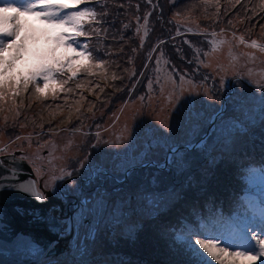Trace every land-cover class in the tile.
I'll return each instance as SVG.
<instances>
[{"label": "rangeland", "instance_id": "1", "mask_svg": "<svg viewBox=\"0 0 264 264\" xmlns=\"http://www.w3.org/2000/svg\"><path fill=\"white\" fill-rule=\"evenodd\" d=\"M101 3L102 12L97 14H100L99 25L107 17L104 9L109 4L108 0H85L93 11ZM176 3L183 8L184 17L176 20L182 25V30H190L195 36L210 37V42H215V52L212 51L213 45L208 51L206 46L203 47V54L198 52L191 56L189 52L188 57L193 58L192 62L184 59L179 63L182 73H178V70L171 73L166 69L168 63L162 53L163 56L156 58L167 66L159 69L158 88L154 86L153 79L149 80L146 89L142 82L139 90L144 89L145 94H140L136 99L125 87L126 80L130 82L125 78L128 72L126 59L137 41L144 40L142 34L147 26L143 24L140 28L142 34L136 32L137 41L132 35L121 38L126 28H119V31L114 30L119 33H114L117 37L111 38L110 48L115 49L118 43L116 52H121V56L112 64L110 60L105 61L104 71L96 68L95 72L100 71L98 80H104V84L108 83V76H113L108 71L118 69L122 73L118 83L108 92L103 88L98 93V89H85L82 85L78 89L83 90L85 102L81 104L84 99H79L66 106L61 103L58 94L59 101L50 98V94L48 98L38 100L34 96L29 97L26 92L16 98L19 116L15 112L0 114V148L5 149L0 152V159L20 157L25 164L32 166L37 189L45 194L44 201H52L47 208L57 217L61 215L58 223L67 229L63 237H69L62 245L55 240L51 247L53 250L61 245L62 253L52 257L46 254L37 264H51V261L54 264H111L113 258H117L119 263L120 251L117 246L122 241H136V231L143 228L150 218L154 220L156 214L175 207L174 202L180 197L179 187L173 188L175 178L182 186L192 185L196 188L185 201L187 205L211 203L230 191L231 186L219 184L207 175H200L191 182H186V178L193 174L191 167L199 175V165L205 160L210 163L219 153L239 151L245 147L251 137L250 131L264 120V52L260 51V48H264L261 44L264 41V27L257 25L248 29L239 17L221 16L222 0H218V3L217 0H177ZM2 4L3 0H0V6ZM26 19L35 29L45 27L31 18ZM151 24L152 21L148 19L147 25ZM247 36L254 37L249 41ZM158 40L162 41L160 38ZM252 40L260 47H251ZM198 44L200 48L202 43ZM152 45L151 42L148 47L152 49ZM40 47L49 46L42 43ZM56 54L75 57V53L63 48H58ZM11 55L5 52V56ZM32 62L33 56L27 55L16 62L14 71L25 72ZM72 63L75 65L77 60L74 59ZM150 64L147 63L142 71H146ZM181 77H184L183 81L178 80ZM84 81L89 82V79ZM114 90H118L116 94H113ZM127 93L131 96H127ZM109 96L112 97L105 106V98ZM170 96L173 100L179 97L174 106L169 102ZM49 100L59 107L51 105ZM40 101H44V110L38 111ZM77 101L80 103L77 104ZM69 107L72 109L66 110ZM76 107H80L79 113L75 112ZM90 107L91 111L88 110ZM101 108H104L100 110L102 114L94 116L93 113ZM190 109L196 115L186 120ZM68 112L72 113L70 121L69 115L62 116ZM29 114L33 118H28ZM4 115L8 116L6 123ZM209 117H215L214 121ZM245 161L246 158L241 160ZM239 169L240 166L230 164L225 171L230 173L228 179L234 181ZM61 176L63 178L58 179ZM159 182L172 184L168 188H157ZM257 182L262 184L260 178H257ZM148 184L152 188H147ZM200 191L214 192L216 195L211 202L206 199L194 201L191 196L198 197ZM263 195H246L235 216L221 215L215 218L205 228H200L198 233L202 235L195 238L216 237L222 247H229L230 252L243 251L255 245L256 240L264 239V205L260 204L258 198ZM180 217L172 216V222L183 224L186 221L185 229L193 231L192 223ZM162 222L164 218H160L158 223L167 231ZM90 231L94 236L88 238ZM187 238L185 236L176 244L185 248ZM147 246V241L141 245L138 242L133 244L134 248H141L138 260L142 262L144 255L149 260L148 264H161V254L158 258L153 256L162 251L157 248L152 252ZM208 260L210 264H216L211 257ZM232 264L249 262L239 258ZM256 264H260V261Z\"/></svg>", "mask_w": 264, "mask_h": 264}, {"label": "trees", "instance_id": "2", "mask_svg": "<svg viewBox=\"0 0 264 264\" xmlns=\"http://www.w3.org/2000/svg\"><path fill=\"white\" fill-rule=\"evenodd\" d=\"M176 1L177 0H151V3H149L148 0H108L109 4L107 5L106 10L104 9L107 17L104 15L106 19L102 20L100 25L98 22L100 20V14H97L102 12V3L101 5H97L95 8V21H85L83 23V29L86 33H88V36L79 38L81 44L87 43V51L92 53L93 59L91 63L95 65L100 61L105 62L107 60H110L111 64L115 62L121 56V52H116L118 43L115 45V49L111 50L110 48L111 38L113 36L117 37V35L114 33L118 32L119 28L122 29L124 27L123 30H125V28L126 30L125 32L122 31L121 38L126 39V36L132 35L137 41L136 32L139 31L138 34H142L140 28L143 26L144 17L147 15L148 19L152 21V24L151 26L147 25V36L142 34L144 37V40H142L143 46L141 47V42L137 41V45L135 44L134 48L135 51H132L126 59L128 63V72L125 78L130 80V82L126 80V89H128L131 92V95H134V97H137L140 94L142 95V93L145 94L143 91L146 89V85L151 79H153L155 83L154 86L158 88L157 78L160 73L159 69L162 66H167L159 61V58H156L158 56H163L159 53H164L165 55L163 58H165V62L168 63V67H166V69H169L171 73L176 72V70H178V73H182V66L179 63H181V60L183 61L184 59H188V62H192L193 58L188 57L189 52L192 53L191 56L198 52L203 54L202 48L206 46V50L208 51L210 50L209 47L213 44L210 42V37L195 36L190 30H182V25L176 20L184 17L181 10L183 8L180 4H177ZM222 3L223 11L221 16L225 18L227 15L231 18L232 16L239 17L240 21H243L245 28L248 29H251L253 26L257 25L264 27V0H239V2H237V0H222ZM200 9L201 7L199 10ZM178 10H181L182 13ZM225 11H227V13H224ZM159 12H161L160 15ZM176 15H179V17ZM196 17L198 16H195V18ZM219 19L222 18L219 17ZM128 22L129 24H127ZM138 22L141 24L139 25ZM125 25H127V27H125ZM154 25H157L158 28L156 29V26ZM256 31L259 32V30ZM162 37H164V39ZM253 37L254 36H247V40L250 41ZM159 38L161 40L163 39V43L158 40ZM154 40L157 41L154 42ZM151 42L153 43L152 49L148 47V45H151ZM198 43H202L200 48ZM261 44L264 45V41L261 42ZM157 45H159V47H157ZM137 46L138 48H136ZM123 52L125 54V50H123ZM150 56L151 59L149 58ZM157 61L160 62L159 65L157 64ZM149 62L151 64L146 68V71H142L145 68V65ZM96 70L97 69L95 67L92 69V75H88L86 72L81 70L83 73L77 74V76L72 81L65 85V88H72L73 92H58L61 103L66 106L70 105L69 103L72 101L81 99V97L84 99V96H82L84 94L82 93L83 90L78 89L76 86L77 84L83 85V88L85 89L94 87L98 89V93L103 88L108 92V89L115 86L122 77L120 70L113 69V71H108L107 73L110 75L113 73L117 79H112V76H108L110 79H108V83L104 84V82H102L104 80H98L100 71L95 74ZM66 78V76L59 77V79ZM133 78L137 81L132 80ZM85 79H89V82L84 81ZM178 80H180V78H178ZM39 82L43 83L42 81H38V83ZM142 82L144 89L140 91L139 88L142 87H139V85ZM122 83L124 84V82ZM116 91L118 90H114L113 94H116ZM33 92L34 89L30 85L27 92L28 96H33ZM102 95H104V93ZM128 95L129 93H127V96ZM111 97L112 96L105 98V106L110 101ZM59 98L52 99L59 101ZM68 99H70V101H67ZM136 99H138V97ZM91 100L93 101V99ZM84 102L85 99L81 102V104ZM43 103L44 101H40V109L38 111L44 110L42 109ZM49 103L51 105H58L51 100H49ZM50 108L52 107L50 106ZM70 109L72 108H66L68 111ZM102 109L104 108L96 110L93 115L95 116L97 114H102V112H100ZM48 111L54 112L53 109H49ZM65 114L69 115L70 113H64L62 116H65ZM30 115L31 114H29L27 117L33 118V115ZM94 116L93 118H95ZM98 120H101V118ZM260 124L250 131L251 137H249L250 139L248 140V143L239 151L219 153L216 155L217 159H213L210 163H207L205 160V162H202V164L199 165V175H197L195 169L192 167L190 168L193 174H190V176L186 178V182L194 181L196 178H199L200 175H207L208 177H211L212 180L217 181L219 184L224 183L228 186H231L228 193H225L217 198V200L212 201L213 196L216 195L214 192L207 191L202 193V191H200L198 197L191 196L194 201L198 199H206L209 202H212L201 205H198L197 203L187 205L185 201L189 198V195L194 194L193 190L196 188H193L192 185L182 186L178 183V179L175 178L173 188L179 187L178 196H180L178 201L174 202L175 207L171 210L168 209L163 213L156 214L153 216V218H155L154 220L150 218L143 228L136 231V241L132 240V243L122 241V244L117 246L119 247L118 251H120L118 252V255L120 256L119 263H117V258H113L111 264H148L149 260L146 259L144 255L141 257L142 262H140V259L138 260L137 258V255L140 257L139 251L141 248L138 250L137 247H133L135 242H138L141 245L144 241L148 242L147 247H150L152 252L157 248L158 250L162 251L153 256V258H158V256L161 254V264H186L188 257L186 255L185 248H182L180 244L176 243L181 241V239H184L185 236L189 237L192 233L199 231L200 226L205 227L207 222H210L212 217L215 218L218 214L223 213L230 217L235 216L239 210L242 200L246 197V195H251L254 197L257 196V194L258 196L260 194H264V120ZM243 158H246L245 162H241ZM230 164L233 166H240V169L235 173L237 178L234 179V181L233 179L229 180L228 178L230 177V173L228 174L225 172ZM257 178L261 179L262 184L257 182ZM170 184L172 183L163 185V183L159 182L156 184V187L168 188ZM149 186L150 184L147 185V188H149ZM150 188H152V186H150ZM263 197L259 199L261 204H263L264 201ZM172 216L177 217V219L181 216L180 218L191 222V226L194 230L187 231L188 228L185 229L186 221L183 222V224L172 222ZM160 218H164V222H162V224L165 226L167 231H165L163 227L160 226V223H158ZM147 249L150 251L149 248Z\"/></svg>", "mask_w": 264, "mask_h": 264}, {"label": "snow or ice", "instance_id": "3", "mask_svg": "<svg viewBox=\"0 0 264 264\" xmlns=\"http://www.w3.org/2000/svg\"><path fill=\"white\" fill-rule=\"evenodd\" d=\"M148 2L151 3V0ZM82 5L84 7H81ZM26 18L40 22L45 27L35 29ZM95 19V11L85 4V0H3L0 6V114L15 112V115L19 116V111L16 110V98L28 92L30 85L34 89L33 96L36 99H46L49 94L55 99L58 92H73L72 88H65V85L72 81L81 70L88 75L93 74L94 67L104 71L105 62L92 64L93 57L92 53L87 51V43L81 44L79 41L80 37L88 36L83 29L84 21H95ZM144 24L145 26L148 24L147 15L144 17ZM147 34L145 31L144 35L147 36ZM240 40L243 43V37ZM42 43L49 47L41 48ZM211 43L212 51L215 52L217 50L215 42ZM142 46L143 42H141ZM250 46L260 47L255 41ZM58 48L75 53V57L57 55ZM260 51L264 52V48H260ZM5 52L12 55L5 56ZM30 54L33 56L30 67L25 72H15L16 62ZM149 58L151 59V56ZM73 59L77 60L75 65L72 63ZM65 76L66 79H59ZM112 79L117 77L113 75ZM180 79L184 80L183 77ZM38 81H42L43 85L41 86ZM76 86L82 87L80 84ZM149 88L151 89V83ZM178 100L179 97L173 100L170 96L169 102L174 106ZM79 103L77 101V104ZM88 110L91 111V107ZM75 112L79 113L80 107H76ZM192 115L196 113L191 109L188 110L185 119H189ZM71 118L72 113L69 114L68 120L70 121ZM214 119L215 117H209V120L214 121ZM3 120L6 123L8 116L4 115ZM3 151L5 149L0 148V152ZM65 175L71 176L72 173H65ZM62 178L63 176L58 177V179ZM16 187L22 192L31 194L40 202L46 199L43 191L35 189L32 185L19 183ZM200 235L202 234L192 233L186 240L185 251L188 257L186 264H210L208 257L216 261V264H232V261L239 258L247 260L249 264H256L258 260L260 264H264V239L256 240L255 245L243 251L230 252L228 246L222 247L218 243V238L213 236L195 238ZM93 236L94 233L90 231L88 238Z\"/></svg>", "mask_w": 264, "mask_h": 264}, {"label": "water", "instance_id": "4", "mask_svg": "<svg viewBox=\"0 0 264 264\" xmlns=\"http://www.w3.org/2000/svg\"><path fill=\"white\" fill-rule=\"evenodd\" d=\"M5 161L20 163L16 157ZM14 164L9 169L0 159V264H37L61 227L49 214L51 201L40 202L17 189L19 183L37 186L27 164Z\"/></svg>", "mask_w": 264, "mask_h": 264}, {"label": "flooded vegetation", "instance_id": "5", "mask_svg": "<svg viewBox=\"0 0 264 264\" xmlns=\"http://www.w3.org/2000/svg\"><path fill=\"white\" fill-rule=\"evenodd\" d=\"M7 157H9V156H7ZM12 157V156H11ZM17 158V157H16ZM2 160H1V163H2V165L4 166V167H7V168H9L10 169V164H13V163H15L14 165H16V164H18V166H19V164H25L23 161H22V158H20V157H18V159H20V163L19 162H16V161H12V162H10V161H5L6 160V157H2L1 158ZM28 166H29V168L31 169V172H32V176H33V179H34V174H33V171H32V167L29 165V164H27ZM10 166V167H9ZM77 178V177H76ZM74 184H75V182H73ZM68 198V197H67ZM70 198H73V196H71ZM52 202V201H51ZM66 204V203H65ZM58 205H63L62 203H58ZM49 211V214H50V216H52L53 218H55L57 221H60V216L61 215H59L58 217L56 216V215H54V214H52L51 212H50V210H48ZM60 225V227H61V229H57V232H55V234L53 235V239H51V240H49V242L45 245V247H44V250L42 251V258L46 255V254H51V255H49V257H52V255H56V254H60V253H62V249H61V245L64 243V242H66V241H68L69 240V237L68 238H64L63 237V235H64V233L66 232V228L62 225V223L61 224H59ZM85 234V233H84ZM84 234L82 235V236H84ZM77 236H78V233H77ZM76 236V237H77ZM73 237H75V235H73ZM88 237V236H87ZM58 241L59 243H61V245H59V246H57V247H55L53 250H51V247H52V245L54 244V243H56V242H54V241ZM51 252V253H50ZM41 258V259H42ZM51 264L52 263H54V262H50Z\"/></svg>", "mask_w": 264, "mask_h": 264}]
</instances>
